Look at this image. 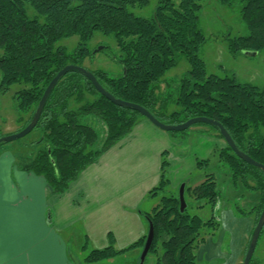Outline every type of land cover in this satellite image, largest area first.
I'll return each mask as SVG.
<instances>
[{"label":"trees","instance_id":"16d2710c","mask_svg":"<svg viewBox=\"0 0 264 264\" xmlns=\"http://www.w3.org/2000/svg\"><path fill=\"white\" fill-rule=\"evenodd\" d=\"M148 1L0 0V91L5 94L12 86L20 87L13 95L18 120L23 121L20 130L32 119L55 75L66 65L81 67L91 55L86 45L98 32L114 38L124 71L116 78L102 70L90 71L105 91L116 99L143 107L167 125L196 117L212 119L221 124L240 151L264 166V135L260 131L264 128V89L241 84L234 76L206 74L205 64L198 56L205 42L199 25L201 0H179L177 4L159 0L151 19L129 11L146 6ZM221 1L229 5L232 0ZM234 1L247 35L226 38L228 51L233 56L241 52L257 54L264 50V0ZM27 6L36 13L34 18L27 16ZM72 36L80 40L73 52L55 47L60 40ZM180 57L185 58L189 71L179 82L176 98L162 100L159 85ZM170 103L178 110L168 112ZM140 117L143 118L131 109L113 105L82 74L72 71L58 81L48 96L36 127L28 134L34 133L36 138L26 143L27 135L8 145L18 168L42 177L54 195H61L83 170L127 137ZM94 118L101 120L105 128L100 147L98 132L90 125ZM197 125L208 126L222 139L215 127ZM166 157L165 151L161 154L159 183L148 192L151 197L162 195L159 204L143 214L146 223L154 228L147 256L156 255L160 248L162 255L154 264H197L195 251L204 242L202 230L213 229L218 223L214 215L207 221L190 215L187 203L181 213L178 197L165 195L169 186ZM218 160L234 188L240 185L259 195L258 205L251 209L256 213V225L264 207V173L240 160L227 145L219 152ZM207 163L202 160L197 165ZM185 193L194 200L196 208L209 206L211 212L221 197L213 174H206L193 188L186 187ZM146 236L118 250L113 235L108 234V246L90 250L85 261L95 263L142 250ZM87 245L86 242L82 248L87 249ZM249 264L260 262L252 256Z\"/></svg>","mask_w":264,"mask_h":264},{"label":"crops","instance_id":"0c3cea01","mask_svg":"<svg viewBox=\"0 0 264 264\" xmlns=\"http://www.w3.org/2000/svg\"><path fill=\"white\" fill-rule=\"evenodd\" d=\"M213 146L215 153L218 146L215 147V142ZM166 150L163 131L146 119L141 120L127 137L83 170L65 193L54 195L42 177L18 168L13 152L3 149L0 152V264H77L62 237L70 231L71 235H84L83 241L91 250L107 247L108 234L113 235L118 250L135 242L147 233L142 216L147 212L142 211V206L148 192L159 183L161 154ZM169 158L173 159L171 155ZM216 177L221 196L222 184L226 183L224 198L233 193L230 199L241 198L253 207L258 205V194L247 192L240 185L239 190L233 191L229 174L220 172ZM202 180L192 185L185 182V188L194 187ZM226 211L222 212V223L232 218ZM253 228L254 224L248 221L237 248L238 255L230 264L241 263L242 251ZM213 247L206 245L202 251L215 257L217 251ZM137 262L135 259L132 264Z\"/></svg>","mask_w":264,"mask_h":264},{"label":"rangeland","instance_id":"374dc122","mask_svg":"<svg viewBox=\"0 0 264 264\" xmlns=\"http://www.w3.org/2000/svg\"><path fill=\"white\" fill-rule=\"evenodd\" d=\"M171 1L175 4L179 2V0ZM158 2L159 0H149L146 6L142 8H130L129 11L135 16L151 19ZM222 2L221 0H201L200 2L199 25L205 42L198 56L205 64L206 74L215 75L220 78L226 76L231 78L234 76L241 84H249L259 89H264V50L252 55L241 52L233 56L229 53L226 38L246 36L247 29L240 19L235 1L232 0L229 5H224ZM26 13L29 18L36 16V13L28 6L26 7ZM40 22H43L42 18ZM79 42L78 36H72L60 40L56 43L55 47H63L68 53H71L76 49ZM86 46L91 55L83 61L81 67L88 71L102 70L114 78L124 74L119 62L121 52L112 36H103L97 32L87 42ZM188 71L189 66L185 58L180 57L176 67L165 74L163 78L164 82L159 85V93L162 100L168 99L172 101L176 98L179 82ZM19 89L20 87L16 85L12 86L5 94L0 91V138L17 133L22 126L23 121L18 120L15 108L16 104L13 98L14 93ZM176 110H178V107L170 103L168 112ZM141 120H144V118L140 117L139 121ZM183 120L182 118L180 119V121ZM90 125L98 132L97 147H100L105 138L103 122L94 118L90 121ZM210 130L208 126L196 124L182 132L163 131L167 145L166 152L168 151L166 160L169 163L166 171L169 186L168 193L165 195L179 197L181 184L187 182V184L192 185L197 183L199 179H204L206 174L213 173V175L220 176V172H223L221 171L223 169L219 167L218 154L222 148H226V143ZM260 131L264 135V128H261ZM35 138L36 135L33 133L28 135L24 142L29 143ZM214 142L216 143L215 147L218 146L215 149V153L213 152ZM220 145H222L221 149ZM0 146V152L3 149L10 150L8 144ZM170 155L173 157L171 161ZM202 160H208L206 166L197 165ZM225 185L226 183L222 184V196L218 199L217 206L213 212L210 211L209 206H205L202 209L196 208L194 200L188 193L184 195L190 215H197L204 221H207L214 215L218 223L213 229L206 228L202 230L201 238L204 242L195 251L197 264H230L238 255L237 248L239 243H241L246 223L251 221L252 225H255L256 213L251 210L254 208L252 203L246 202L241 198L230 199L233 193L224 198L226 193ZM232 189L236 192L239 190V187L237 186L235 189L232 187ZM161 196L151 197L148 195V198L143 203L142 211L150 213L153 206L159 204ZM223 210H227L226 213L229 211L232 216L225 223H222L221 220ZM143 221L147 225L148 232V224L144 216ZM71 234L70 231L62 235V237L69 245L70 254L77 259L79 264H132V261L134 260L135 262V259L138 260L137 264H139L142 250L127 252L109 260L87 263L85 258L92 247L87 245V249L84 250L82 248L85 245L83 241L84 235ZM206 245L214 246L213 248L217 251L215 257L211 258L209 253L202 251ZM137 252L140 253L139 256H137ZM161 255L162 250L159 248L156 255L150 254L146 257L144 264H154L156 259ZM253 259L259 261L260 264H264V229L258 240ZM241 260H243V251Z\"/></svg>","mask_w":264,"mask_h":264},{"label":"water","instance_id":"95a60500","mask_svg":"<svg viewBox=\"0 0 264 264\" xmlns=\"http://www.w3.org/2000/svg\"><path fill=\"white\" fill-rule=\"evenodd\" d=\"M247 54L252 55L253 53H247ZM72 71H75V72L82 74L86 79H88L91 82V84L95 88V90L100 95L105 97L108 101H110L113 105L120 107V108L131 109V110L139 113L144 119H146L153 126L157 127L158 129H160L162 131H165V132H182V131H185L188 128H190L191 126L196 125V124H207V125L215 127L218 130L219 134L222 136V139L224 140L226 145L233 151V153L240 160H242L243 162H245L246 164H248L252 167H256V168L260 169L264 173V166L255 162L249 156H247L245 153L240 151L237 148V146L235 145V143L233 142V140L231 139V137L229 136V134L227 133V131L218 122H216L212 119L205 118V117H196V118H191V119L187 120L186 122H183V123H180L177 125H167V124L161 123L143 107L136 105V104H133V103H128V102L122 101L120 99L114 98L107 91H105V89L97 82L96 78L94 77V75L90 71L84 69L83 67H79V66H75V65H66L62 70H60L55 75V77L50 81V83L46 87V89H45V91H44L35 111H34L32 119L29 121L27 126L17 133L1 137L0 138V145L15 142L19 139L24 138L25 136H27L28 134H30L32 132V130L36 127V125L40 119L43 108L46 104L47 98L50 95L51 91L57 85L58 81L62 77H64L67 73L72 72ZM184 191H185V184L183 183L180 186L179 197H178L179 204H180L179 210L181 213L186 209ZM263 227H264V207H263V210L259 216V219H258V221H257V223H256V225L252 231L251 238H250V241L248 244V248H247V251H246V254L244 256L242 264H249L250 263L251 258L254 254V251L256 249L258 239H259V236H260V233H261V230L263 229ZM153 236H154V228H153V225L151 223H149L146 240H145L144 247L141 251L140 258H139V264H144L146 256L150 250V247H151V244L153 241ZM75 263L79 264L77 261H75Z\"/></svg>","mask_w":264,"mask_h":264}]
</instances>
